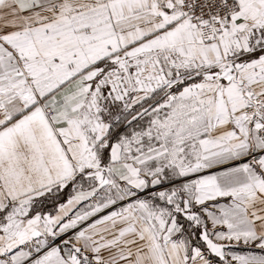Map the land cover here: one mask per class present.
I'll use <instances>...</instances> for the list:
<instances>
[{
	"label": "snow or ice",
	"instance_id": "1",
	"mask_svg": "<svg viewBox=\"0 0 264 264\" xmlns=\"http://www.w3.org/2000/svg\"><path fill=\"white\" fill-rule=\"evenodd\" d=\"M0 264H264V0H0Z\"/></svg>",
	"mask_w": 264,
	"mask_h": 264
}]
</instances>
